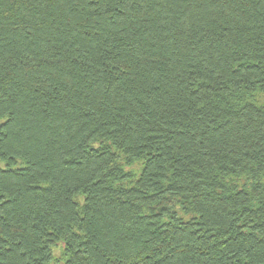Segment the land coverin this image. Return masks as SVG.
Returning a JSON list of instances; mask_svg holds the SVG:
<instances>
[{
    "label": "trees",
    "instance_id": "trees-1",
    "mask_svg": "<svg viewBox=\"0 0 264 264\" xmlns=\"http://www.w3.org/2000/svg\"><path fill=\"white\" fill-rule=\"evenodd\" d=\"M0 264H264V0H0Z\"/></svg>",
    "mask_w": 264,
    "mask_h": 264
}]
</instances>
